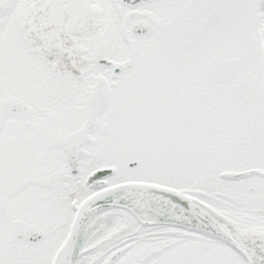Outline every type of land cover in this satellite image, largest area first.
I'll use <instances>...</instances> for the list:
<instances>
[{"label":"snow or ice","instance_id":"snow-or-ice-1","mask_svg":"<svg viewBox=\"0 0 264 264\" xmlns=\"http://www.w3.org/2000/svg\"><path fill=\"white\" fill-rule=\"evenodd\" d=\"M0 264H264V0H0Z\"/></svg>","mask_w":264,"mask_h":264}]
</instances>
